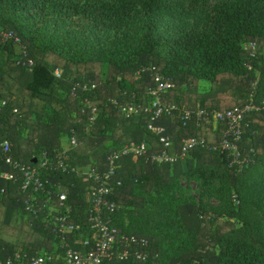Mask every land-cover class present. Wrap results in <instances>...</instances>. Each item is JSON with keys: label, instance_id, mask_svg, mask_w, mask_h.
I'll list each match as a JSON object with an SVG mask.
<instances>
[{"label": "trees", "instance_id": "16d2710c", "mask_svg": "<svg viewBox=\"0 0 264 264\" xmlns=\"http://www.w3.org/2000/svg\"><path fill=\"white\" fill-rule=\"evenodd\" d=\"M176 3L0 0V136L11 141L12 155L21 163L61 157L68 165L66 171L43 174L47 192L54 194L49 205L41 201L45 207L36 217L26 211L22 176L0 164L1 171L17 178L0 177V261L20 253L29 262L40 250L62 256L68 247L87 253L93 246L91 193L100 186L87 171L107 173L117 151L145 142L148 155H123L109 183L116 246H123V236L148 241V247L135 249L148 255L146 264H264V174L254 172L264 167V0L207 5L200 11V25L161 44L159 27L174 18ZM136 20H144L138 32ZM40 22L78 24V33L90 31L93 39L83 41L73 29L43 36L36 28ZM2 32L12 33L21 45ZM56 70L62 71L60 77ZM158 73L173 82L163 95L167 104L207 113L252 102L259 106L245 115L239 142L246 168L218 148L226 124L196 119L184 124L178 112L155 122L165 127L174 151L192 137H203L218 149H194L175 164L152 161L153 154L164 151L148 129L146 112ZM201 82H208L206 89ZM129 106L138 107L139 114L128 116L124 109ZM182 176L203 179L208 195L219 201L214 217L177 191ZM214 178L218 186L211 184ZM59 186L69 189L70 222L80 225L65 237L54 224L66 210L56 194ZM138 262L132 255L119 264Z\"/></svg>", "mask_w": 264, "mask_h": 264}, {"label": "built area", "instance_id": "2783aa9c", "mask_svg": "<svg viewBox=\"0 0 264 264\" xmlns=\"http://www.w3.org/2000/svg\"><path fill=\"white\" fill-rule=\"evenodd\" d=\"M1 35L4 36L5 39L12 38L16 43H21V40L15 38L12 33L2 32ZM30 65H33L32 61H30ZM61 74V70L55 71V75L58 77H60ZM172 88V79L165 78L158 73L155 76V88L149 91L151 101L146 107V112L150 114L151 123L148 125V129L158 137L159 143L164 146V151L162 153L152 155V161L159 164H175L186 159L192 150L206 147L209 149L220 148L229 151L233 157V162L240 163L241 153L239 142L242 138L245 115L253 111H258L259 106L252 102L244 106L236 107L235 109L226 111L215 110L211 113H207L204 109H184L176 105L167 104L163 101V95ZM1 104L4 106L6 102H2ZM92 112L95 117L97 115V108H93ZM124 112L128 116L138 115L139 108L136 106H129L124 109ZM174 112L179 113L180 120L184 124L192 119H196L199 124L209 121H212L214 124H226L227 129L219 147H209L206 139L203 137H192L184 139L181 150L174 151L172 147L173 142L165 135V127L155 125L158 119L165 115H172ZM76 144L77 141L73 137L72 145ZM148 151V146L145 142L140 144L134 142L129 143L111 157L109 172L104 174H99L93 170L88 172L90 178L100 186L92 190L91 193L93 207L90 215V223L93 230V246L87 253H81L68 247L63 256L40 253L38 256L30 259L29 262H26L24 255L17 253L13 258L7 261H0V264H119L120 262L126 261L129 257H132V255L135 257V260L139 261L138 264H146L148 262V255L135 251V249L136 247H148V241L139 239L135 236H123V246H116L118 243L117 228L113 226L111 221V214L115 212L116 205L110 203L107 196L111 192L109 183L111 177L115 174L114 166L116 161L123 155L145 157L148 155ZM12 152L13 145L11 141L0 136V164L2 163L11 167L14 172L22 176V190L26 195V211L28 214L37 217L44 209L38 195L42 194L44 198L48 199L54 194L53 191L47 192L43 174L52 172L56 169H64V171H66L68 165L61 157H58L57 160L44 157L38 164L27 165L15 160ZM0 177L12 179L14 182L17 181L16 176L10 172H3L0 170ZM4 192L5 189H2V193ZM56 194L59 197L61 205L66 207V210L63 214L54 219V224L60 235L65 237V235L77 231L80 225L70 222L71 208L67 205L69 193L60 191L59 189Z\"/></svg>", "mask_w": 264, "mask_h": 264}, {"label": "rangeland", "instance_id": "374dc122", "mask_svg": "<svg viewBox=\"0 0 264 264\" xmlns=\"http://www.w3.org/2000/svg\"><path fill=\"white\" fill-rule=\"evenodd\" d=\"M102 1L111 2L114 0H102ZM217 1L219 0H177L176 7L173 13L174 18L169 21L163 20L162 24L159 27L158 35L161 38V44L174 41L177 38L178 33L184 28L195 27L200 25L199 23L201 22H200L199 14L201 9L206 7L207 5H212ZM191 3H193V6L196 7L193 10L188 9V6L191 5ZM143 25H144V20H136V22L134 23L135 31L138 32V28H142ZM36 26H37L36 28L40 30L43 36L46 35L62 36L68 30L73 29V33L79 39L87 42H91L93 39L92 35H90L91 33L90 31H86V33L84 34L78 33V30H80V26L78 24H72V23H70V25L59 24L58 27H56L54 24H52L51 26H47L46 24H44V22H40ZM86 30H88V28H86ZM17 52L21 53V49L17 48ZM23 53H24V49H23ZM208 85H209L208 82H201L202 90L206 89ZM38 157L42 158L40 154H38ZM215 160L220 161L221 160L220 155H217ZM244 161L245 160H241V162L239 163V165L242 166L241 169H244L248 166V164L245 163ZM89 171H87V173ZM254 172H258L260 173V175H262L264 174V167L259 168L258 170L256 169L254 170ZM202 183H203V179L199 178L198 176H195L191 179H188L186 176H182L179 179L177 191L185 192L186 193L185 196L188 195L189 197L193 198L197 206L201 207L202 209L208 210V212L210 213V217H214L216 215L217 208L219 207V201L216 198L208 195V192L207 190H205ZM211 184L218 186V181L214 178L211 180ZM60 191L69 193V190L67 188H62L60 189ZM262 191H263L262 193H264V185L262 187ZM258 193L260 194L261 191L258 190ZM237 223L239 224L240 222Z\"/></svg>", "mask_w": 264, "mask_h": 264}, {"label": "crops", "instance_id": "0c3cea01", "mask_svg": "<svg viewBox=\"0 0 264 264\" xmlns=\"http://www.w3.org/2000/svg\"><path fill=\"white\" fill-rule=\"evenodd\" d=\"M150 101H151V100H150ZM150 101H149V102H150ZM149 102H148V103H149ZM178 150H179V149H178ZM62 188H67V187L59 186V187H58V190H59V189H62ZM67 189H68V188H67ZM68 190H69V189H68ZM43 197H44V196H43ZM42 199H43V198H42ZM42 199H41L40 201L44 202V205H49V204L51 203L52 197H51V198L49 197L47 200H46V199H43V200H42ZM44 205H43V206H44ZM44 207H45V206H44ZM113 226H114V225H113ZM114 227H115V226H114ZM41 252L44 253V251H41ZM63 255H64V254H63ZM63 255H62V256H63Z\"/></svg>", "mask_w": 264, "mask_h": 264}, {"label": "water", "instance_id": "95a60500", "mask_svg": "<svg viewBox=\"0 0 264 264\" xmlns=\"http://www.w3.org/2000/svg\"><path fill=\"white\" fill-rule=\"evenodd\" d=\"M35 162H37V159H34Z\"/></svg>", "mask_w": 264, "mask_h": 264}]
</instances>
